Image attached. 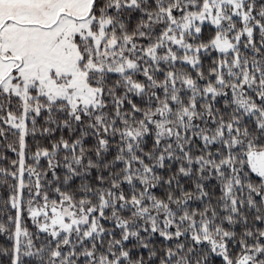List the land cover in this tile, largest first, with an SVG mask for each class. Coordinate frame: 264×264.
Here are the masks:
<instances>
[{"label":"snow or ice","instance_id":"obj_1","mask_svg":"<svg viewBox=\"0 0 264 264\" xmlns=\"http://www.w3.org/2000/svg\"><path fill=\"white\" fill-rule=\"evenodd\" d=\"M0 264H264V0H0Z\"/></svg>","mask_w":264,"mask_h":264}]
</instances>
